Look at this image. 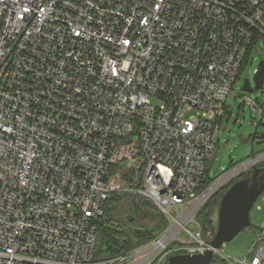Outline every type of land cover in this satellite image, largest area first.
Returning <instances> with one entry per match:
<instances>
[{"label":"built area","instance_id":"2783aa9c","mask_svg":"<svg viewBox=\"0 0 264 264\" xmlns=\"http://www.w3.org/2000/svg\"><path fill=\"white\" fill-rule=\"evenodd\" d=\"M259 40L264 0H0V264H167L209 250L199 211L264 168L253 155L205 186ZM244 102L258 129L264 100ZM117 193L151 201L168 225L102 259L96 222ZM211 264H264V223L245 259L221 248Z\"/></svg>","mask_w":264,"mask_h":264},{"label":"rangeland","instance_id":"374dc122","mask_svg":"<svg viewBox=\"0 0 264 264\" xmlns=\"http://www.w3.org/2000/svg\"><path fill=\"white\" fill-rule=\"evenodd\" d=\"M261 61H264V41H256L250 55L249 62L241 72L240 79L234 84L233 91L226 102V113L223 117V127L220 131L217 145V155L211 165V179L216 181L238 165L248 161L253 155L264 153V140L256 138L252 144V137L256 131L254 121L260 120V115L245 103L246 100L262 102L264 100V87L262 90L255 89L254 76ZM250 81L252 92H244L245 80ZM264 134V120L257 129V135ZM240 136L249 139L244 144L239 140ZM261 163L260 166H263ZM219 188L216 192L220 191ZM215 192V193H216ZM214 193V194H215ZM213 194V195H214ZM220 194V192L218 193ZM212 195V196H213ZM216 203V202H215ZM220 203L215 205L219 210ZM118 218L123 219L129 214L126 199L118 204ZM260 206V209L258 208ZM251 225L243 230L231 242L222 247V251L235 260L245 259L252 246L257 241L259 232L264 223V192L257 200L250 213ZM216 230H217V222ZM216 234V231L214 235ZM208 233L207 237H211Z\"/></svg>","mask_w":264,"mask_h":264},{"label":"trees","instance_id":"16d2710c","mask_svg":"<svg viewBox=\"0 0 264 264\" xmlns=\"http://www.w3.org/2000/svg\"><path fill=\"white\" fill-rule=\"evenodd\" d=\"M247 60L248 58L244 67L248 62ZM249 177H251V173L244 174L239 179ZM213 181L207 174L205 186H209ZM237 181L222 187L198 213V221L203 237L207 242H211L215 236L216 224L212 218L217 211V206L228 189ZM219 192L220 194H218ZM124 199L127 201L129 214L120 219L118 218V204ZM215 202L218 203L217 206ZM96 224L99 234L97 254L102 259H111L124 255L156 238L166 229L168 222L151 201L129 193H117L113 194L105 203L104 215ZM208 233L211 234V237H207Z\"/></svg>","mask_w":264,"mask_h":264},{"label":"water","instance_id":"95a60500","mask_svg":"<svg viewBox=\"0 0 264 264\" xmlns=\"http://www.w3.org/2000/svg\"><path fill=\"white\" fill-rule=\"evenodd\" d=\"M254 83L255 89H263L264 61L259 64ZM243 91H253L248 79L244 82ZM256 138L264 140V134L257 135V129L252 137V144ZM239 140L244 144L249 142L244 136H240ZM263 192L264 168L255 166L251 177L235 182L222 198L218 210L216 234L210 243L211 248L203 254L171 256L167 264H211L215 250L221 249L251 225V210Z\"/></svg>","mask_w":264,"mask_h":264}]
</instances>
